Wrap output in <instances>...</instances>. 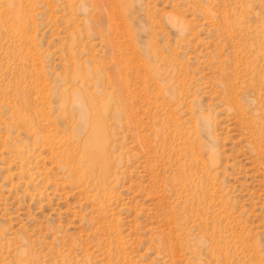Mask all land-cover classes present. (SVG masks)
I'll return each instance as SVG.
<instances>
[{
    "label": "rangeland",
    "instance_id": "374dc122",
    "mask_svg": "<svg viewBox=\"0 0 264 264\" xmlns=\"http://www.w3.org/2000/svg\"><path fill=\"white\" fill-rule=\"evenodd\" d=\"M0 264H264V0H0Z\"/></svg>",
    "mask_w": 264,
    "mask_h": 264
}]
</instances>
